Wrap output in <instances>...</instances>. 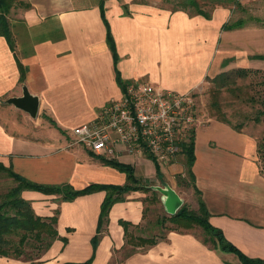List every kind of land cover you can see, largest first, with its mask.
<instances>
[{
  "label": "crops",
  "instance_id": "obj_1",
  "mask_svg": "<svg viewBox=\"0 0 264 264\" xmlns=\"http://www.w3.org/2000/svg\"><path fill=\"white\" fill-rule=\"evenodd\" d=\"M18 2L7 21L13 53L24 69L21 81L13 54L0 37V164L34 184L74 190L124 184L122 173L72 144L71 135L72 128L91 122L104 105L121 97L116 73L128 84H149L176 95L194 91L226 67L264 73V60L256 58L264 56V43L257 42L261 35L251 33L244 44L243 25L222 30L230 18L225 7L210 10L204 19L141 0H103L113 61L100 0ZM247 45L251 50L244 52ZM22 87L37 99L33 118L5 103L19 97ZM193 133L190 171L208 223L241 254L264 261V176L255 133L245 127L236 131L212 117L199 120ZM105 158L130 165L135 177L155 178L154 168L152 175H135L149 168L144 155L117 147ZM146 194L128 192L112 204L92 246L102 191L64 202L58 195L23 190L20 197L36 216L55 215L57 237L35 262L0 257V264H239L235 255L202 244L189 231H165L143 250L125 246L118 222L138 228Z\"/></svg>",
  "mask_w": 264,
  "mask_h": 264
},
{
  "label": "trees",
  "instance_id": "obj_2",
  "mask_svg": "<svg viewBox=\"0 0 264 264\" xmlns=\"http://www.w3.org/2000/svg\"><path fill=\"white\" fill-rule=\"evenodd\" d=\"M100 0L99 10L100 18L106 30V43L112 53L113 61H115V52L113 47V42L108 31V25L102 15V3ZM17 3V0H0V37H2L10 50L12 52L16 67L19 73L18 80L21 81L24 73V69L17 61L13 53L14 42L12 40L9 24L7 21V15L10 9ZM188 6L192 11L187 12L188 15H199L204 19H209V13L201 11L195 3L189 1ZM125 10V8H123ZM176 11V10H173ZM242 26L241 21H236L235 24H223L221 26L222 30L236 29ZM258 59L264 60V56H256ZM252 71L247 69H236L233 71V78H228V76L220 77L218 85L219 89L227 87L231 84L234 78L244 79ZM257 72V71H253ZM115 81L118 85L121 94L124 93L125 87L129 85L126 82L121 81L117 73L115 75ZM264 86V80L260 82ZM213 97V101L210 106L217 112L218 105ZM248 103H255L253 97H249L245 100ZM258 103L261 109H256L254 111V116L251 119L253 123H259L260 117L264 116V96L258 98ZM215 120L229 124L227 120L220 117ZM52 124V122L50 121ZM236 131L241 129V125L232 126ZM193 130L188 132V136L185 142L178 144L179 153L183 155L185 159V166L187 167V174L191 180L192 189L197 195V212L186 211L183 206L175 212L172 216H167L165 221L171 225V227H164L166 231H188L193 227H198L203 232V236L200 241L202 244L216 249L220 252L231 253L235 255L238 259L239 264H264L263 260L248 258L241 254L236 248H234L230 243H228L221 233L213 228L207 221L208 213L200 199L199 192L193 186V177L190 171V167L193 161ZM256 156L259 164L260 172L264 176V139L256 144ZM89 155H92L91 153ZM143 155L146 159L150 160L154 167V173L156 179L161 180V173L159 170V165L155 158L148 153L146 150L143 151ZM100 163L114 168L116 171L124 175V184L121 186L111 185V184H89L82 189L74 190L68 185L59 186H44L31 183L17 174L13 173L9 168H5L0 164V174L12 185L4 192L0 193V257L18 259L24 262H35L41 255L49 248L53 240L56 239V231L54 225L56 222V217H39L36 216L29 202L23 200L20 197V192L23 190H31L40 192L46 195H58L60 201H71L77 196L87 195L94 192L102 191L104 197L99 206L98 218L96 223L95 235L92 237V246L95 245L100 232L105 228L107 223V215L109 208L112 204L124 200V195L132 191H151L149 187V180L135 177L133 174V169L128 164H123L115 161L114 159H106L103 157H95ZM151 185V184H150ZM144 211V210H143ZM118 224L122 228L123 232V244L129 246L131 249L143 250L146 247L152 246L157 240L162 239L163 236L156 237H134L130 234L129 228L131 227L129 223L124 221H119ZM132 229H137V226H132ZM209 237V238H207ZM89 261L79 263L88 264Z\"/></svg>",
  "mask_w": 264,
  "mask_h": 264
},
{
  "label": "rangeland",
  "instance_id": "obj_3",
  "mask_svg": "<svg viewBox=\"0 0 264 264\" xmlns=\"http://www.w3.org/2000/svg\"><path fill=\"white\" fill-rule=\"evenodd\" d=\"M189 1L195 3L201 11L207 13L217 7L229 9L230 18L227 23L235 24L236 21H241L244 26L243 28H246L242 36V43H249L250 39L248 41V38H250L249 36L251 33L258 34L259 36L261 35V37H258L257 42L260 44L264 43V0H141V2L150 6L159 7L167 11L183 10L185 12L192 11V7L187 5ZM15 6H20L18 0L13 7ZM243 50L247 52L248 50L250 51L251 48L247 45V49L243 47ZM234 70H230L229 67H226L218 75L220 77L226 75L228 78H233L232 74ZM251 71L252 72L249 73L246 78H234L231 84L222 89L218 88L220 80L216 77L212 80H207L200 85V87L188 93L187 95L191 101V111L193 113L195 125L198 124L199 120H202V118L212 117L215 119L217 117L218 119L223 117L228 121L231 127L239 124L241 125V129L245 127L247 132L255 133L256 144L259 143L261 139L263 140L264 116L260 117V122L258 124L253 123L251 119L254 116V111L256 109H261L258 98L264 96V86L260 83L264 80V73L260 71ZM215 96V101L219 109L217 112L210 106ZM249 97H253L255 103L245 102ZM72 144L74 143L72 142ZM86 152L90 154L89 151ZM130 154L143 157L142 151L139 149H134ZM149 161H146L148 163L147 167L149 168H145L141 172L136 171V176H142L146 174L147 171V173H150L147 175L153 174L154 167L151 161ZM157 164L159 165L160 171H163V175H161V180L156 179V177L149 179V187H163L167 185L179 197L182 202L181 206H183L186 211L196 213L198 198L192 189L183 155L177 150L174 154L166 156L161 161L157 159ZM11 185L12 183L7 181L0 174V193H4ZM146 192V198L142 203L144 205L142 224L139 225L137 229H129L128 231H130V234L134 237L148 238L152 236H163L166 231L163 228L171 227V225L165 221L167 214L163 211L160 204V195L152 190ZM188 231L199 239L203 236V232L198 227H193Z\"/></svg>",
  "mask_w": 264,
  "mask_h": 264
},
{
  "label": "built area",
  "instance_id": "obj_4",
  "mask_svg": "<svg viewBox=\"0 0 264 264\" xmlns=\"http://www.w3.org/2000/svg\"><path fill=\"white\" fill-rule=\"evenodd\" d=\"M194 127L187 94L136 83L127 85L121 97L104 105L91 122L72 128L71 135L74 144L96 156L110 157L122 147L128 154L146 150L161 161L179 150L178 144Z\"/></svg>",
  "mask_w": 264,
  "mask_h": 264
},
{
  "label": "water",
  "instance_id": "obj_5",
  "mask_svg": "<svg viewBox=\"0 0 264 264\" xmlns=\"http://www.w3.org/2000/svg\"><path fill=\"white\" fill-rule=\"evenodd\" d=\"M10 105L33 118L37 111V99L28 94L27 90L22 87L19 97H12L5 100ZM151 190L156 191L160 195V204L167 216H172L180 208L182 202L176 193L167 185L163 187L152 186Z\"/></svg>",
  "mask_w": 264,
  "mask_h": 264
},
{
  "label": "flooded vegetation",
  "instance_id": "obj_6",
  "mask_svg": "<svg viewBox=\"0 0 264 264\" xmlns=\"http://www.w3.org/2000/svg\"><path fill=\"white\" fill-rule=\"evenodd\" d=\"M153 191V190H152Z\"/></svg>",
  "mask_w": 264,
  "mask_h": 264
}]
</instances>
